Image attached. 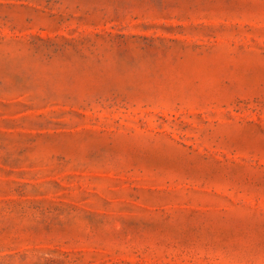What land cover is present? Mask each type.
I'll return each instance as SVG.
<instances>
[{"label":"rangeland","instance_id":"1","mask_svg":"<svg viewBox=\"0 0 264 264\" xmlns=\"http://www.w3.org/2000/svg\"><path fill=\"white\" fill-rule=\"evenodd\" d=\"M0 264H264V0H0Z\"/></svg>","mask_w":264,"mask_h":264}]
</instances>
